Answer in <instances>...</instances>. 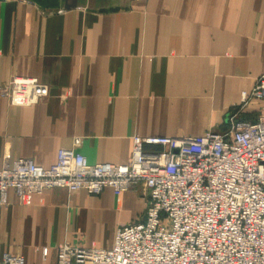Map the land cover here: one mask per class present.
Returning a JSON list of instances; mask_svg holds the SVG:
<instances>
[{
	"label": "crops",
	"instance_id": "0c3cea01",
	"mask_svg": "<svg viewBox=\"0 0 264 264\" xmlns=\"http://www.w3.org/2000/svg\"><path fill=\"white\" fill-rule=\"evenodd\" d=\"M16 76L49 96L0 97V169L7 157L52 167L74 138L88 163L123 166L135 136L192 138L264 116V98L242 100L264 77V0H0V87ZM7 198L0 257L26 264H56L65 244L110 248L146 210L139 191Z\"/></svg>",
	"mask_w": 264,
	"mask_h": 264
},
{
	"label": "built area",
	"instance_id": "2783aa9c",
	"mask_svg": "<svg viewBox=\"0 0 264 264\" xmlns=\"http://www.w3.org/2000/svg\"><path fill=\"white\" fill-rule=\"evenodd\" d=\"M147 1V0H138ZM49 96L38 79L13 77L0 97L28 107ZM264 98V77L242 100ZM60 149L43 167L7 157L0 169V204L8 193L20 198L64 188L73 194L115 196L139 191L146 200L143 222L119 227L107 249L65 244L56 264H264V116L231 117L223 132L198 137L135 136L126 165L90 164L79 152ZM48 249L43 250L47 257ZM0 264H26L5 254Z\"/></svg>",
	"mask_w": 264,
	"mask_h": 264
}]
</instances>
